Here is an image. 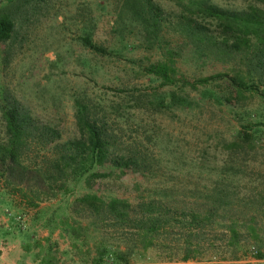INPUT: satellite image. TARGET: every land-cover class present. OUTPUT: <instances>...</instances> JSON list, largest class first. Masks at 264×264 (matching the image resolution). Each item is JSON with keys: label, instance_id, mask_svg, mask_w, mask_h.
I'll use <instances>...</instances> for the list:
<instances>
[{"label": "rangeland", "instance_id": "rangeland-1", "mask_svg": "<svg viewBox=\"0 0 264 264\" xmlns=\"http://www.w3.org/2000/svg\"><path fill=\"white\" fill-rule=\"evenodd\" d=\"M154 1L170 22V26L162 24L158 41L123 9L122 0H36L12 38L0 43V95L9 92L37 122L58 131L62 141L77 137L74 100L81 98L97 117L106 116L122 148L141 143L148 171L96 182L90 192L105 199L117 197L135 204L166 194L193 202L213 190L234 191L239 197L264 195V101L247 94L230 106L216 100L225 90L221 82L196 84V79L227 70L197 60L173 25L180 8L172 0ZM213 1L229 9L245 7L241 0ZM85 32L107 46L110 54L103 58L90 54L80 42ZM167 53L173 55L175 74L174 82L164 85L146 69L167 62ZM170 93L185 104H170ZM155 97L164 104H155ZM243 128L250 129L251 144L226 148L239 141L237 133ZM73 191L42 207L65 204L87 190L74 186ZM6 208L0 206V223L6 220ZM237 212L238 205L218 211L212 232L205 237L208 242L189 260H180V250L170 253L156 247L139 251L130 264L246 263L253 258L251 250L257 252L264 245V219L257 218L262 231L256 240L241 234L239 244L229 246L223 226ZM32 215L30 209L21 220ZM37 233L41 237L48 232L38 229ZM53 235L59 250L65 249L67 242L58 239L57 232ZM13 251L16 259L19 252ZM256 261L264 264V259Z\"/></svg>", "mask_w": 264, "mask_h": 264}, {"label": "trees", "instance_id": "trees-1", "mask_svg": "<svg viewBox=\"0 0 264 264\" xmlns=\"http://www.w3.org/2000/svg\"><path fill=\"white\" fill-rule=\"evenodd\" d=\"M35 1L3 0L1 44L12 38L20 19L29 14L28 6ZM241 1L245 7L237 10L213 0H172L180 8L173 25L183 46L190 47L197 60L227 70L196 79V84L221 82L225 90L219 96L215 93L216 100L230 106L247 94L264 101V0ZM122 6L157 41L162 24L170 26L154 0H122ZM80 42L92 55L103 58L110 54L108 47L94 41L89 32ZM167 55V62L146 69L164 85L172 84L175 74L173 55ZM168 100L172 105L185 104L175 93H170ZM155 101L159 106L165 100L155 97ZM74 107L77 137L62 141L58 131L37 122L9 92L0 95V205L7 207L5 216L9 221V228L0 233L21 238L23 253L30 255L34 263L130 264L139 251L156 247L170 253L180 250V260L186 261L208 242L205 237L212 232L216 213L236 205V217L223 226L228 245L237 246L241 234L258 238L262 227L257 218L264 219V195L239 197L234 191L213 190L193 202L177 201L164 194L163 198L154 195L132 204L90 192L98 181L146 172L149 166L139 148L141 143L135 141L122 148L124 144L105 115L97 117L81 98L74 100ZM248 130L243 128L237 133L239 141L226 144V148L249 146L252 135ZM32 154L36 155L34 159L29 157ZM74 186L87 191L65 204L42 207L59 196L74 194ZM11 197L18 200L17 205ZM21 206L35 210L28 225L26 219L21 220L26 214ZM240 206L250 209L244 211ZM38 229L46 230L48 235L37 238ZM54 232L67 242L65 250L60 251L58 242L52 240ZM262 247L255 259H264Z\"/></svg>", "mask_w": 264, "mask_h": 264}, {"label": "crops", "instance_id": "crops-1", "mask_svg": "<svg viewBox=\"0 0 264 264\" xmlns=\"http://www.w3.org/2000/svg\"><path fill=\"white\" fill-rule=\"evenodd\" d=\"M17 203H18V201L13 199V204L17 205ZM21 209L24 210L23 208H21ZM13 211H16V210L13 209ZM29 211H30V209H26L25 213H28ZM34 213H35V210H33V214ZM31 217L32 216H29L26 219V223H27V220L30 219ZM5 219L6 220H4L3 222L0 223V231L6 230L7 228H9V221H8V218L6 216H5ZM37 232H38V230H37ZM47 235H48V233H46L45 235L40 237L37 233V238L42 239V238L46 237ZM56 236L58 238V235H56ZM52 240L57 241L56 239H54V235L52 237ZM21 241H22V239L19 237H14V238H11L8 236L3 237V236H1V233H0V264H37V262L34 263L32 261L30 255H26L23 253V251L21 249ZM15 242H17V244H15ZM58 244H59V242H58ZM65 249H66V247H65ZM65 249H61V250H65ZM13 250H17V253L19 252L16 259L13 258V256H12V254L14 252ZM246 263L247 264H258L259 261L252 259V260L246 261Z\"/></svg>", "mask_w": 264, "mask_h": 264}, {"label": "built area", "instance_id": "built-area-1", "mask_svg": "<svg viewBox=\"0 0 264 264\" xmlns=\"http://www.w3.org/2000/svg\"><path fill=\"white\" fill-rule=\"evenodd\" d=\"M255 253H256V252H255V250H254V249H252V250H251V254H252V257H253L252 259H254V258H255V257H254ZM254 260H256V259H254ZM234 264H247V263H245V262H238V263H237V262H235Z\"/></svg>", "mask_w": 264, "mask_h": 264}]
</instances>
